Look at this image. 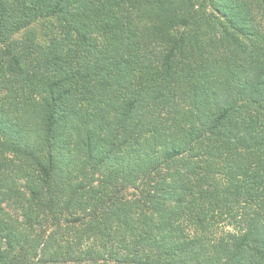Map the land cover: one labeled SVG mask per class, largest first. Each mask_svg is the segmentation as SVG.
<instances>
[{
    "label": "trees",
    "instance_id": "obj_1",
    "mask_svg": "<svg viewBox=\"0 0 264 264\" xmlns=\"http://www.w3.org/2000/svg\"><path fill=\"white\" fill-rule=\"evenodd\" d=\"M0 264H264V0H0Z\"/></svg>",
    "mask_w": 264,
    "mask_h": 264
},
{
    "label": "rangeland",
    "instance_id": "obj_2",
    "mask_svg": "<svg viewBox=\"0 0 264 264\" xmlns=\"http://www.w3.org/2000/svg\"><path fill=\"white\" fill-rule=\"evenodd\" d=\"M6 208H7L8 210H10L11 212H13V213L16 212L15 214L18 213V211H16L17 209L15 208V206L11 205L10 202L6 204Z\"/></svg>",
    "mask_w": 264,
    "mask_h": 264
}]
</instances>
